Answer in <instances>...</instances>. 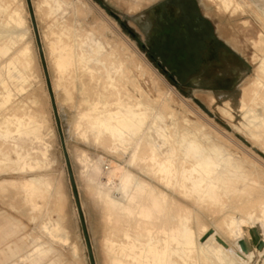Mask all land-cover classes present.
I'll return each mask as SVG.
<instances>
[{"label":"rangeland","instance_id":"1","mask_svg":"<svg viewBox=\"0 0 264 264\" xmlns=\"http://www.w3.org/2000/svg\"><path fill=\"white\" fill-rule=\"evenodd\" d=\"M165 1L31 0L64 143L76 185L79 200L78 207L53 113L51 95L27 0H0V47L11 44L9 52L4 55L6 57H0V148L4 147L0 151V157L3 156V152L12 149L10 156L14 157L12 158L14 162L4 160L3 163L14 164L15 167L20 164L17 171L13 167L5 168L7 171L0 173V179H21L32 175L38 179L40 178V181L43 179V187L40 186L38 190L33 192V195H29L24 190L19 191L20 189L15 190V188L10 187H7L6 191L0 190V227L5 228L8 224L16 228L10 237L1 242L0 252L7 250L8 246L18 250L15 256L6 258V262L1 264H8L11 261H14L15 264H25V261L18 258L31 250L37 243L43 244L45 248L52 251L43 261L39 263L26 262L27 264H92L90 254H92L95 264H154L149 248L144 245V243L153 244L154 240L156 241L154 230L150 232L151 239L147 237L140 238L141 242L140 240L134 241L135 237L126 238L122 235L123 233L121 234V230L118 232L119 224L116 223L115 216L110 217L106 208L107 199L105 197V194L108 193L107 187H110L108 175H110L113 164H115L120 169L131 170L141 178L162 187L170 196L174 195L175 199L185 202L184 196L177 190L161 186L156 178L153 180L145 173L144 169H147V166H145L146 161L140 157L145 142L156 146L158 153H161V155H168L172 141L181 140L183 135H187V139L198 140L197 142L201 141L203 145H209L224 151V155L220 156L223 161L237 162L242 167L246 165L243 168L248 171L256 168L251 174L255 176V172L259 173V175H256L259 176V179L261 178L258 184L264 191V136L262 139L250 137L246 128L242 133L241 125L238 122L242 114L236 113L231 103L233 95L237 102L243 100L246 106H252L253 111L256 112L264 102L262 99L252 102V98L257 93L264 96L263 82L258 84V77L261 76L259 73L260 61L264 60V47L262 51L257 50L258 47L262 48L264 46V39L262 41L258 40L256 45H252V39L257 40L259 32L262 31L261 27H264V15L260 12L264 6V0H251L254 5L250 4L246 8L237 10L233 5L225 10L209 0H197L201 10L208 15L217 33L226 43L225 71H223L226 74L220 77L205 76L178 80L170 79L149 58L145 49L149 44H155L151 37V27L155 24V17L152 12ZM245 1L251 2L250 0H240V2ZM246 9L254 11L260 20L256 21L252 15L247 13ZM112 13L118 17L114 18ZM13 17L22 23L20 28L16 27ZM245 19L250 22L248 28L242 25ZM129 30L136 33L137 37H132L128 32ZM62 33L63 38L65 37L63 42L73 46L75 55H92L93 50L99 46L102 57L105 54L107 56L105 59L108 61V70L111 69L110 71L113 72L112 76L116 77L119 70H130L131 72L128 75L132 79L128 87L134 91L135 89L140 91L142 100L146 102L154 101L153 107L155 110H163L165 115L157 116L155 119V113L151 112L147 117L148 127H145V133L141 131L136 134L133 141H130L129 146L106 138V130L99 133L96 119L105 117L107 113L113 114L116 119L125 118L127 108L124 105L115 104V102L111 104L100 102L97 104L101 93L104 91L100 87L102 81L101 79H95V81L93 78L91 79L88 73L89 70L86 72L85 69L83 72V69L76 64L75 67L70 68L71 70L69 69L73 71L75 68V72L73 71L75 75H73V72L70 73L69 70L64 74H60L54 68L53 64L55 65L56 56L59 52L54 50L52 55H49L50 45L48 43L52 47L59 46L60 41H62ZM67 38L68 40H66ZM52 41L56 44H53ZM143 44L146 46L144 47ZM22 48L27 49L26 60L15 55ZM78 51H80V54ZM83 51H86L87 54H84ZM110 53L114 54L110 55ZM10 59H13L15 64L8 65ZM235 59L238 60L237 63L233 62ZM90 65L93 67L91 69L97 71L98 75L107 74L106 72L102 74L101 71H107L102 64L90 62ZM80 69L82 72H79ZM66 73L73 76L69 78ZM78 77H80V80ZM97 80L99 84L96 83ZM259 81H263V79ZM243 84L249 86L247 85L245 95L240 97L237 94V89ZM85 91L88 93H85ZM121 92L124 93L122 90ZM165 97L170 100L168 102L169 106L163 109V105L166 103L163 101ZM87 99L89 100L87 101ZM122 99L126 101L125 103L128 106H132V99L128 95L123 94ZM81 102L84 103V106L81 105ZM81 109L84 110V113ZM93 111H95L94 114ZM77 112L81 114L79 115ZM229 113L232 117L229 116ZM83 121L87 122L84 123ZM175 121L178 124H174ZM182 121L184 124L181 123ZM78 122L80 124H77ZM173 125L176 127L174 128ZM87 126L90 128H87ZM165 126H169L168 129ZM198 128L201 131L200 134H198ZM92 130L94 132H91ZM129 133L132 134V131L130 130ZM94 135L97 136L94 137ZM102 135L103 137H101ZM201 142L198 144L201 145ZM225 147L228 148L225 149ZM132 150L133 153L136 152L134 158ZM204 150L203 148L199 149V153L195 154V158H192V160H195L194 165L196 160L206 155L207 151ZM228 151L232 156H229ZM16 159L20 160V163H17ZM29 165L32 166V171H28ZM141 165L146 167L143 171ZM194 175L197 176L196 173ZM99 188L100 190H98ZM116 191L117 189L114 188L111 193ZM37 195L38 197H34ZM102 197H104V200ZM32 198H35V200ZM40 198L41 200H39ZM221 198L217 203H213L214 205H210V207L217 205L213 211L212 208L209 209V205L205 202H200L202 205L204 204L203 206H200V203L199 206L195 204L197 207L192 205L196 207L192 208L196 209L193 211V213H196L193 214L195 220L191 217L194 221L191 218L188 219L185 224L186 227L183 226V228L186 229L188 235L190 233L192 236L193 244L187 243L184 236L181 235L177 237L176 241L172 242L174 250L171 253V258L174 264H219V261L210 253L209 260L206 261L205 259L201 263L203 255L201 256L202 251L199 244H203L208 239L207 236L211 246L221 244L223 248L239 258L240 263L264 264V250L263 255L261 253L257 254V257L247 256L243 239L239 235L231 234V231H237L238 227L242 226L241 217L244 216L242 219L246 218L249 212H243L244 208L239 206L241 202L234 203L228 196V199L226 196ZM223 198H226V201L228 200V202L225 201L226 204ZM44 199L45 201H43ZM191 204L189 203V206ZM237 206L239 210L235 208ZM227 207L231 208L228 209ZM215 209H218L216 210L217 213ZM220 212L222 213L220 214ZM257 214L264 217V209L258 212L255 209L251 216L257 217ZM222 215L226 219H222ZM219 216L221 218H218ZM176 219L182 220V216H178ZM48 229L55 230V235L49 234ZM196 230L198 231L196 232ZM262 248L264 249V244ZM212 257L214 258L212 259Z\"/></svg>","mask_w":264,"mask_h":264},{"label":"bare ground","instance_id":"2","mask_svg":"<svg viewBox=\"0 0 264 264\" xmlns=\"http://www.w3.org/2000/svg\"><path fill=\"white\" fill-rule=\"evenodd\" d=\"M209 1L216 3V5L218 7H222L225 10L228 9L231 5H233V7L237 10L239 8H246V7H248L247 5L250 6V4H253V2L251 0H250L251 2H246V1L240 2V0H209ZM50 9H52V8H50ZM55 11H56V9H55ZM246 11H247V13L252 15L256 19V21L260 20L255 15L254 11H251L248 9H246ZM260 12H261V14L264 15V6L262 7V10H260ZM14 19L15 18L13 17V21H15L16 27L20 28L22 26V23L20 22V20L18 21L16 19L15 20ZM242 25L245 28H248L250 25V22L245 19L242 22ZM65 26H66V24H65ZM65 26H64V28H65ZM57 28H58V25H57ZM67 28H69V27H67ZM261 29H262V31L259 32L258 39L257 40L252 39V45H256L258 40L262 41L264 39V30H263L264 27L262 26ZM58 32H59V30H58ZM58 32H56V33H58ZM76 34H77V32H76ZM61 37H62L61 38L62 41H60L61 44H59V46L56 45L57 47H52L51 44L48 43L50 45V46L48 45L49 46V50H48L49 55H52V52L54 50H57L59 52L58 55L56 56L55 65L53 64L54 68L56 70H58V72H60V74H64L70 68L75 67L76 64H78L79 68L81 67V69H83V72L85 69H86V72H87V70H89L88 71L89 77L91 79L93 78L94 81H95V79H98V80L101 79V81H102L101 86L98 85L99 84L98 80H97L98 82H96V83H98L97 85L102 87L103 90L106 91V92H104L102 90L103 93H101L99 102L97 104H99L100 102H102L103 104H109V103L111 104V103L115 102V104L118 103L120 105H124L127 108V110H126L127 113L125 114L126 115L125 118L116 119L113 114L107 113V115L105 117H103V118L100 117V118L96 119L97 120L96 126L98 127L99 133L102 132L103 130H106L107 131V137L106 138H109L110 140H113V141H117L118 143H121L123 145L129 146L131 144L130 141H133V137L136 136V134L140 133L141 131H143L145 133L144 129H146L148 127L147 117H149L151 112L155 113V117H154L155 119L157 118V116L161 117L162 115H165L163 110H155V108L153 107L154 101L146 102V101L142 100V93L140 91L135 89V91H136V93H135V91L132 90V88L128 87L129 84H131V79H132L128 75V73L131 72L130 70H127V69L121 70V71L119 70L118 75L116 74L117 75L116 77L112 76L113 72L110 71L111 69L108 70V64H107L108 61L105 59V57H107V56L105 54V56L102 57L100 50H99L100 49L99 46L97 47V45H95L97 48H95V46H94L95 49L93 48L94 52L92 51L93 52L92 55H89V56H85V55L81 56L78 54L75 55L74 50H73V46L71 44L63 42L64 38H65V37L63 38V33H62ZM69 37H70V35H69ZM48 40H49V38H48ZM66 40H68V38ZM76 41H78V40H76ZM79 41H81V40H79ZM69 42L71 43L70 40H69ZM53 44H56V43L53 42ZM86 46H88V45H86ZM263 47L264 46H262V48L258 47L257 50L262 51ZM10 48H11V44L7 45L5 47H0V57L1 56L6 57L4 55H6L9 52ZM79 52L80 51H78V53ZM85 52L86 51H83L84 54H87V52L86 53ZM111 54H114V53H110V55ZM15 55H17L18 58L23 57V59L26 60L27 49L22 48L18 52H16ZM109 57H112V56H109ZM109 60H110V58H109ZM90 62L102 64L104 69H106L107 71L103 70L101 72H102V74H103V72H106L107 74H104L103 75L104 77L102 75L100 76V74L98 75L96 73L97 71H94L93 69H91L93 67H91ZM260 62H261V64L259 65V73L261 74V76L258 77V84L263 82V85H264V60H262ZM109 63L111 64V62H109ZM119 63H121V62H119ZM9 64H15V61L13 59H10L8 61V65ZM92 66H94V65H92ZM98 66H99V64H98ZM81 69L79 72H82ZM26 70H27V68H26ZM74 70H75V68H74ZM73 71H70V73H72ZM74 72H73V75H75ZM101 72L99 71V73H101ZM110 72H111V74H110ZM88 73H86V74L88 75ZM66 75H68L69 78H71L70 76H73L72 74L69 75L67 73H66ZM79 78L80 77H78V79ZM90 78H89V80H90ZM262 79H263V81H259ZM81 82H83V81H81ZM247 85L248 84H243V86H241L237 89V94H239L240 97L245 95V91H246L247 87L249 86V85L248 86ZM98 89H101V88H98ZM93 90H95V89H93ZM121 90L124 93H122ZM85 93H88V92L85 91ZM90 94H91V92H90ZM97 94H100V93L98 92ZM123 94L128 95V97H130L132 99V101H131V102H133L132 106H128L127 103H125L126 101H124L122 99ZM95 97H98V96H95ZM88 98H90V97H88ZM232 98H233V101H231L232 107L234 108L236 113L242 114L240 119H238V122L240 123L241 128H242L241 132L244 133V129L246 128L249 132L250 137L253 136L255 138L259 137L258 139H260V138L262 139L264 136V102L261 105V108L257 107L258 108L257 111L254 112L252 106H249V107L246 106V104L244 103L243 100H240L239 102H237L235 99V96H233V95H232ZM261 99L264 101V96H261L259 93H257L256 96H254L252 98V102H254L255 100H261ZM82 100H84V99H82ZM88 100L89 99H87V101ZM169 100H170L169 98H166V97L164 98L163 101L166 103L163 105L164 106L163 109H166V107L169 106V104H168ZM32 101H34V100H32ZM85 103H87V102H85ZM83 104L84 103L81 102L82 106H84ZM81 105H80V108L82 107ZM94 105H95V103H94ZM94 105H91V106H94ZM110 107H113V106H110ZM89 108H91V107H89ZM82 110L83 109H81V111ZM86 110H91V109H86ZM86 110H85V112H86ZM94 112L95 111H93V114H94ZM77 113L79 115L81 114L79 112H77ZM82 113H84V110ZM90 113L92 114V112H90ZM168 114H171V113H168ZM229 116L232 117L231 113H229ZM85 120H87V119H85ZM150 120H151V118H150ZM183 121L181 122L182 124H184ZM79 122L77 124H80ZM86 122L87 121H85L84 123H86ZM88 123H89V121H88ZM174 124H178L177 121H175ZM182 124H180V125H182ZM81 125H82V123H81ZM81 125H80V127H81ZM84 125H86V124H84ZM169 126H170V124H169ZM165 127L168 129L167 126H165ZM173 127L175 128L176 126L173 125ZM87 128H90V127L87 126ZM80 129H82V128H80ZM93 129H95V128H93ZM176 129H178V128H176ZM84 130H85V128L82 130L83 133H84ZM130 130L132 131V134L129 133ZM202 130L204 131V129H202ZM180 131H181V129H180ZM195 131H197V130H195ZM91 132H94V130H92ZM199 132H201V131H199V128H198V134H200ZM193 133H194V131H193ZM198 134H196V135H198ZM203 134H204V132H203ZM105 135H104V137H105ZM181 135H182V133H181ZM181 135H179V136L181 137ZM96 136L94 135V137H96ZM186 136L183 135L181 140L179 139V140L172 141V143H171L172 146L169 150L168 155H161V153H158L156 146L152 145V143L149 144L148 142H145V143H143V144H145L144 147H143V145L140 144L143 147L140 157H141V159L146 161L145 166H147V169H144L146 167L145 166L142 167V165H144L142 163V165H141L142 171L144 169L145 173L147 175H149L151 178H153V180L156 178V180H158V182L161 184V186L166 187L167 189L171 188V189H174L175 191L177 190L180 194H182L184 196V197L180 196V197H183V199H185L184 203H183V201L182 202L179 201L177 198L175 199V197H173L174 195L170 196L167 193V191L165 189H163L162 187L154 185L153 183L145 180V178H141L140 176L134 174L129 169H126V168L120 169L119 166L113 164V168L111 170V173H110V175H108V179H110V182H109L110 184L109 183L108 184L110 185V187H107L108 193L105 192L106 193L105 197L107 199L106 208L109 212L110 217L115 216V218L117 220L116 223L119 224L118 232L121 230L120 231L121 234L123 233L122 235L126 236V238L129 239L130 237H135L136 239H133L134 241L140 240V242H141L140 238L147 237L148 239H151L152 237H151L150 232L152 230H154V232L156 233V241L154 240L153 244H151V243L145 244L144 243V245H146L145 247L149 248V251L153 256V263L154 264H174V262L172 261V258H171V253L174 250L173 249L174 246L172 245V242L176 241L177 237L181 235V236H184L187 243L193 244L192 236L190 235V233L188 235V232L186 231V229L183 228V226H185L188 219H190L191 217L194 219L193 214H196V213H193V211H195L196 209L194 210L192 208H194L195 206L197 207V205L200 202H205V203H207V205H209V209L212 208V211H213L214 207H216L217 205L215 204L216 206H214V207H210V205H212L213 203H217L221 197L226 196V198H227V196H228L231 198V201H234V203L235 202H238V203L241 202V204L239 206L244 208V211H243V209H241L243 212H247V211L249 212L247 214L246 218L242 219V217H244V216H242V217L240 216L241 217L240 222H242L243 224H242V226L238 227L237 231H231V234L239 235L240 238L243 239L244 246H245V249L247 251V253H246L247 256L257 257V254H261V253L263 255L264 249L262 248V246L264 244V234H263L264 217L258 216L259 214H257V217L251 216L252 212L255 209H257V212L264 209V191L262 190V187L258 184L259 180L261 178L259 179V176H256L257 174L259 175V173L255 172L254 173V175L256 174L255 176H253L251 174L252 171H255L256 168L252 169V170L250 169L248 171V170H245L243 168L246 165L242 167L241 165L237 164V162L223 161L220 159V156L224 155L223 154L224 151H222V150L220 151L217 148H213L212 146H209V145H203L202 144L203 142H201V141H199V142H201V145H199L198 144L199 142H197L198 140L196 141V140L191 139V138L187 139ZM101 137H103V135ZM106 138H105V140H106ZM173 138H174V136L172 137V139ZM138 139H140V138H138ZM183 139H184V141H183ZM98 140H99V138H98ZM263 140H264V138H263ZM205 144H207V143H205ZM209 144H211V143H209ZM141 146H140V149H141ZM3 148L4 147L2 146V149L0 148V151L3 150ZM201 148L205 149L204 151H207V153H205L206 155H204V157L196 160V164L194 165L195 160L194 159L192 160V158H195V154H198L199 149H201ZM227 148L225 147V149H227ZM108 149L111 150V148H109V147H108ZM161 149H163V148H161ZM10 151H12V149L9 151L3 152V156L0 157V173L7 171L6 169L11 168V167H13V169L15 168L16 171L19 168L18 166L20 164L15 167L14 164L13 165L11 164L12 165L11 166L7 163H3L4 160H7V161L10 160V161L14 162V160L12 159L14 157L10 156V153H11ZM228 153H229V151H228ZM132 154H133V158L136 157L135 151L133 153V150H132ZM132 154H130V155L132 156ZM137 156H138V154H137ZM229 156H232V155L229 153ZM176 160H178V161H176ZM135 161H136V159H135ZM16 162L20 163V160L16 159ZM139 162H140V160H139ZM36 164H38V163H36ZM28 171H32V166L29 165ZM194 173H196L197 176H195ZM37 177H39V176H37ZM48 179H49V177H48ZM40 180H41L40 178L38 179L34 175L29 176V177L27 176V177L21 178V179L1 178L0 179V190L6 191L7 190L6 188L10 187V188H15V190L20 189L19 191L24 190L25 192H28L29 195H33V192L38 190L40 188V186H42L43 179H42V181H40ZM105 185H107V184H105ZM114 186H116V187H114ZM114 188H116L117 191L115 193L112 192L113 193L112 194L111 191ZM98 190H100V188ZM101 192H103V191H101ZM2 193H7V192H2ZM20 193H22V192H20ZM43 193H45V192H43ZM47 193H49V192H47ZM38 195L34 196V197H38ZM41 197H43V196H41ZM102 198L104 200V197H102ZM32 199L35 200V198H32ZM45 199L43 201H45ZM225 199L223 198L224 203L226 201ZM17 200H15V201H17ZM39 200H41V198ZM188 202L190 204L194 203V204H191V206L195 205V204H197V205H195L194 207L193 206L191 207V206H189ZM226 202H228V200ZM35 204H36V202H35ZM42 204H43V202H42ZM200 204H201L200 206L204 205V204L202 205V203H200ZM18 206H17V208H18ZM218 207H220V206L218 205ZM227 208L229 209L231 207H227ZM235 208H238V210H239L238 206ZM204 209H206V208H204ZM218 209H215V211ZM206 211H207V209H206ZM216 213H217V211H216ZM221 213L222 212H220V214ZM231 214H232V212H231ZM234 215H236V214H234ZM178 216H182V220L176 219V218H178ZM221 217H222V219H226V218H223V215ZM221 217L219 216L218 218H221ZM196 218H197V216H196ZM223 222H225V221H223ZM220 223L222 224V220ZM227 223H228V221H227ZM195 224H196V221H195ZM193 226H194V223H193ZM49 227H51V226H49ZM199 227H198V229H200ZM224 227H225V225H224ZM44 228L47 229L46 226H44ZM193 228H195V227H193ZM15 229H16L15 227L8 225V224L5 226V228H3L1 226L0 227V233H1L0 234L1 235L0 236V244L5 239L10 237V235L15 232ZM57 230L60 232L58 227H57ZM185 231H186V233H185ZM197 231L198 230H196V232ZM48 233L51 235H55V230H49L48 229ZM204 235L206 236V234H204ZM206 238H208V239L204 243L202 241L203 244H199L200 248H201L200 250L202 251L201 256L203 255L201 263L203 260L205 261V259H206V261L209 260V258H210L209 253H210V255L212 254L219 261V264H243V263H240L239 258H237L235 255L231 254L227 249L223 248V246L221 244L218 243L216 246H211L209 244V237L207 236ZM36 241H37V239H36ZM123 241H124V239H123ZM136 245H138V244H136ZM74 246H75V244H74ZM75 248H74V250H75ZM198 248H199V246H198ZM51 251H52L51 249L45 248L43 246V244L37 243L33 246V248L31 250L27 251L24 255H21L18 259L21 261H25L24 262L25 264H27L26 262L39 263V262L43 261L48 256V254L51 253ZM194 251H193V254H194ZM17 252H18V250L16 248H12L11 246H8L7 250L0 252L1 253L0 264L3 262H6V260H7L6 258L11 257V256H15L17 254ZM126 253H127V251H126ZM214 257H212V259ZM251 260H252V258H251ZM8 264H15V262L11 261ZM186 264H188V263H186Z\"/></svg>","mask_w":264,"mask_h":264},{"label":"flooded vegetation","instance_id":"3","mask_svg":"<svg viewBox=\"0 0 264 264\" xmlns=\"http://www.w3.org/2000/svg\"><path fill=\"white\" fill-rule=\"evenodd\" d=\"M152 13L155 44L143 46L170 79L225 76L226 43L197 0H166Z\"/></svg>","mask_w":264,"mask_h":264},{"label":"water","instance_id":"4","mask_svg":"<svg viewBox=\"0 0 264 264\" xmlns=\"http://www.w3.org/2000/svg\"><path fill=\"white\" fill-rule=\"evenodd\" d=\"M27 4H28V7H29L30 15H31L33 29H34V33H35V37H36L39 53H40V56H41V60H42V64H43V68H44V72H45V76H46V80H47V85H48V88H49V93L51 95V103H52L53 113H54V116H55L56 125H57V129H58V132H59L60 141H61V144H62V148H63V152H64V156H65V160H66V164H67V168H68V172H69V176H70V180H71V184H72V188H73V193H74L75 199H76V201L78 203V207H79V200H78V194H77V190H76V185H75V181H74V177H73V173H72V168H71L69 156L67 154V150H66L65 143H64V136H63L62 129H61V123H60V119H59V116H58L57 107H56V104H55V99L53 97V92H52V88H51V84H50V80H49L48 70H47V66H46V62H45V58H44V54H43V49H42V45H41V41H40L37 25H36V22H35V17H34V12H33V8H32V5H31V0H27ZM112 15L114 16V18L118 17L114 13H112ZM128 32H129V34L132 37H135V33L134 32H132L131 30H129ZM84 231L86 232L85 227H84ZM86 239L88 241L87 235H86ZM90 257H91V263L95 264L94 260H93V257H92V254H90Z\"/></svg>","mask_w":264,"mask_h":264}]
</instances>
